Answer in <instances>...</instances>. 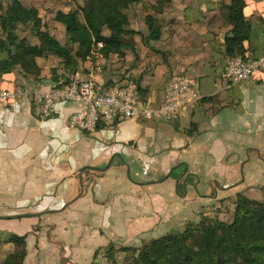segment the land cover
<instances>
[{"label":"crops","instance_id":"obj_1","mask_svg":"<svg viewBox=\"0 0 264 264\" xmlns=\"http://www.w3.org/2000/svg\"><path fill=\"white\" fill-rule=\"evenodd\" d=\"M20 1L39 15L43 7L61 14L72 8L60 0ZM230 1L170 0L154 16L165 21L161 40L149 46L141 38L148 33L145 13L134 6L136 13H128L129 28L138 33L130 39L133 50L78 66L77 74H91L99 86L139 80L142 101L152 105L161 103L173 73L189 75L200 100L170 122L115 120L86 134L67 127L75 103L59 104L50 118L38 115L30 95L0 104V262L15 250L6 242L11 235L25 237L24 264H96L110 245L138 248L203 216L228 222L238 195L264 201V74L225 88L229 29L218 8ZM236 1L258 19L248 58L258 57L264 0ZM58 62L39 60L37 81L16 70L0 88L12 82L11 88L45 92L56 87L51 69L63 74ZM112 158L105 171L94 170Z\"/></svg>","mask_w":264,"mask_h":264},{"label":"trees","instance_id":"obj_2","mask_svg":"<svg viewBox=\"0 0 264 264\" xmlns=\"http://www.w3.org/2000/svg\"><path fill=\"white\" fill-rule=\"evenodd\" d=\"M70 2L72 8L67 13L57 12L52 19L64 29L61 42L45 28L36 8L26 7L20 0L5 3L0 0V80L16 70L22 77L40 80L42 68L38 61L51 56L58 59L63 74L59 75L57 68L51 69L50 79L56 87H61L77 72L79 64L91 57L92 47L97 43L102 44L99 52L104 59L123 58L126 50H133L130 39L138 33L129 28L128 12L144 0ZM151 8L155 15L163 12L159 0ZM218 9L222 27L229 29L223 41L224 56L247 60L258 19L247 17L236 0L221 3ZM144 23L148 32L147 36H141L144 45L159 42L161 24L153 15H146ZM26 28L39 44L25 43L18 37L19 30ZM162 56L165 60L164 53ZM134 82L143 97L139 80ZM13 85L7 83L4 89ZM6 242L15 250L0 264H24L25 237L11 235ZM117 255H122L121 262L117 261ZM102 257L108 264H264V201L238 195L228 222L203 216L197 223H188L183 231L144 242L138 248L110 245Z\"/></svg>","mask_w":264,"mask_h":264},{"label":"built area","instance_id":"obj_3","mask_svg":"<svg viewBox=\"0 0 264 264\" xmlns=\"http://www.w3.org/2000/svg\"><path fill=\"white\" fill-rule=\"evenodd\" d=\"M101 48V43L94 45L91 57L103 58L99 52ZM258 73L264 74V52L247 60L230 58L223 73L225 88L238 85ZM28 95L42 118L58 115V105L61 103L77 104L78 109L67 118V127L86 134H93L101 124H112L115 120L157 119L170 122L200 100L194 80L185 73H173L169 77L163 99L158 105L142 101L132 78L126 77L122 81L99 86L91 74L82 77L76 73L65 85L52 87L45 92L29 91L28 86L0 88V104L17 103Z\"/></svg>","mask_w":264,"mask_h":264},{"label":"rangeland","instance_id":"obj_4","mask_svg":"<svg viewBox=\"0 0 264 264\" xmlns=\"http://www.w3.org/2000/svg\"><path fill=\"white\" fill-rule=\"evenodd\" d=\"M3 1L4 3L7 1V0H1ZM23 1H28V0H23ZM71 0H60L61 4L64 6V5H68V4H71L70 2ZM84 0H77V4H81ZM145 2L143 4H139V5H135V6H139L140 7V10L143 11L145 13V16L146 15H149V12L152 13L153 16H157V14L155 15V12L154 10L151 8V6H155L156 4V0H144ZM160 3H162V6H163V10L165 8V6L167 5L168 6V3L170 2V0H159ZM25 4V3H24ZM192 6H194L195 4L194 3H190ZM26 7H28L27 5H25ZM134 7V6H133ZM133 7L129 10L128 13H130L132 10H133ZM60 11L61 12H64L65 11V7H62L60 6ZM134 11V14L136 13L135 10ZM57 13L55 11V9L53 8H50V7H43L42 10H41V13H40V17L42 18V21L43 23L45 24V28L50 32V34H54L55 37L58 39V40H63V35H64V29L59 25L55 24L52 22V19H53V16L54 14ZM145 18V17H144ZM157 21L161 24V26L163 27L164 24H165V21L157 18ZM18 37L23 40L25 43H31V44H36V43H40V41L35 38L33 36V34H31L30 32V29L29 28H26L24 29L23 31L22 30H19L18 32ZM64 41V40H63ZM61 41V42H63ZM117 261L118 262H121L122 260V255H117ZM104 258L102 257V255H100L99 257V261L96 263V264H108L105 260H103Z\"/></svg>","mask_w":264,"mask_h":264},{"label":"water","instance_id":"obj_5","mask_svg":"<svg viewBox=\"0 0 264 264\" xmlns=\"http://www.w3.org/2000/svg\"><path fill=\"white\" fill-rule=\"evenodd\" d=\"M112 160H113V158L109 161V163L107 164V166L105 167V168H102V169H100V168H94V170H96V171H105L110 165H111V163H112ZM84 171H85V168H81L80 170H79V178L82 180V174L84 173ZM81 187H83V185H82V181H81Z\"/></svg>","mask_w":264,"mask_h":264}]
</instances>
